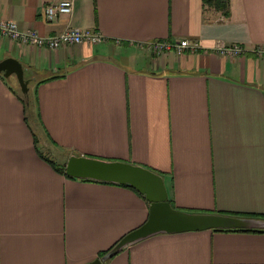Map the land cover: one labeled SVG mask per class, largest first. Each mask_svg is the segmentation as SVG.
<instances>
[{
    "label": "crops",
    "instance_id": "0c3cea01",
    "mask_svg": "<svg viewBox=\"0 0 264 264\" xmlns=\"http://www.w3.org/2000/svg\"><path fill=\"white\" fill-rule=\"evenodd\" d=\"M61 1L0 0L22 30L109 38L51 49L0 35V61L23 64L33 101L29 112L16 75L0 73V264H85L148 219L135 188L56 170L72 154L156 171L181 210L264 215V56L251 52L264 0H73L49 20ZM184 38L199 48L140 45ZM235 43L247 52L216 51ZM107 264H264V231L162 233Z\"/></svg>",
    "mask_w": 264,
    "mask_h": 264
},
{
    "label": "water",
    "instance_id": "95a60500",
    "mask_svg": "<svg viewBox=\"0 0 264 264\" xmlns=\"http://www.w3.org/2000/svg\"><path fill=\"white\" fill-rule=\"evenodd\" d=\"M4 77L16 75L21 90L29 94V80L23 64L9 57L0 61ZM66 174L80 179H92L128 184L149 201V216L144 224L122 237L107 252L85 264H103L123 249L162 233L202 231L208 229H264V219L213 212H191L172 206L164 177L143 165L122 160H107L72 154L66 162Z\"/></svg>",
    "mask_w": 264,
    "mask_h": 264
},
{
    "label": "built area",
    "instance_id": "2783aa9c",
    "mask_svg": "<svg viewBox=\"0 0 264 264\" xmlns=\"http://www.w3.org/2000/svg\"><path fill=\"white\" fill-rule=\"evenodd\" d=\"M74 8L73 0H64L61 2H52L45 8L46 16L53 21L60 15L71 14ZM0 35L17 39L25 45L33 47H48L51 49H58L63 45H77L84 42L91 44H98L100 42H107L108 37L102 33L90 29H82L80 27H70L60 34L56 35H42L37 30H22L19 28L17 22L10 19L0 18ZM116 42H119L117 40ZM142 47L148 48L156 55H162L168 52H175L178 55L186 52H193L199 48V44L188 38L178 41L170 40H153L146 43H140ZM216 51L227 57H238L247 52L246 47L235 43L231 45L220 44ZM251 52L257 56H264V44L256 45Z\"/></svg>",
    "mask_w": 264,
    "mask_h": 264
},
{
    "label": "trees",
    "instance_id": "16d2710c",
    "mask_svg": "<svg viewBox=\"0 0 264 264\" xmlns=\"http://www.w3.org/2000/svg\"><path fill=\"white\" fill-rule=\"evenodd\" d=\"M217 5L218 6H221L223 9L224 8H226V3L225 2H222V1H220L219 0V2L217 3ZM23 97H24V100H25V102H26V106H27V108H26V110H28L29 112L31 111V112H33V101H32V97H31V95L29 94V96H26V95H23ZM49 161L53 164V163H55L54 162V160L53 159H50L49 158ZM54 167L56 168V170H58L59 172H61V173H63V174H66V163H64V164H59L58 162H56L55 164H54ZM67 175V174H66ZM71 177V176H70ZM83 180H92V179H83ZM101 182V181H100ZM125 185H127V186H130V185H128V184H125ZM130 187H132V186H130ZM132 188H134V187H132ZM172 204V203H171ZM172 206H174L173 204H172ZM175 207V206H174ZM187 211V210H186ZM191 212H193V211H191ZM222 214H227V215H235V216H242V217H263L264 218V215H262V216H257V215H253V214H231V213H222ZM216 230H248V231H250V230H253V231H264V229H247V228H236V229H216ZM110 249V248H109ZM107 252V250H105V251H102L101 253H100V256H102V255H104L105 253ZM108 262V261H107ZM107 262H105V263H103V264H107Z\"/></svg>",
    "mask_w": 264,
    "mask_h": 264
},
{
    "label": "rangeland",
    "instance_id": "374dc122",
    "mask_svg": "<svg viewBox=\"0 0 264 264\" xmlns=\"http://www.w3.org/2000/svg\"><path fill=\"white\" fill-rule=\"evenodd\" d=\"M181 55H183V54H181ZM20 87L18 86V89H19ZM20 91H21V89H20ZM21 93L24 95V93L21 91Z\"/></svg>",
    "mask_w": 264,
    "mask_h": 264
}]
</instances>
